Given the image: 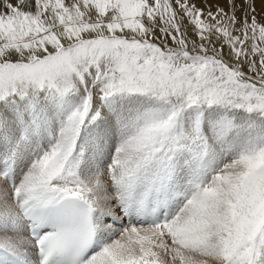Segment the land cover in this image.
Masks as SVG:
<instances>
[{
    "label": "snow or ice",
    "instance_id": "obj_1",
    "mask_svg": "<svg viewBox=\"0 0 264 264\" xmlns=\"http://www.w3.org/2000/svg\"><path fill=\"white\" fill-rule=\"evenodd\" d=\"M0 264H264V0H0Z\"/></svg>",
    "mask_w": 264,
    "mask_h": 264
},
{
    "label": "rangeland",
    "instance_id": "obj_2",
    "mask_svg": "<svg viewBox=\"0 0 264 264\" xmlns=\"http://www.w3.org/2000/svg\"><path fill=\"white\" fill-rule=\"evenodd\" d=\"M258 7H259V5H258Z\"/></svg>",
    "mask_w": 264,
    "mask_h": 264
}]
</instances>
